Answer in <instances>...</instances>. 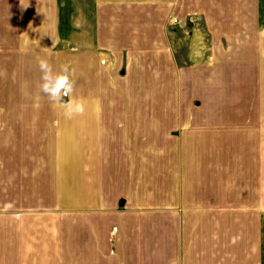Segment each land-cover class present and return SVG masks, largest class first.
<instances>
[{
	"label": "crops",
	"instance_id": "1",
	"mask_svg": "<svg viewBox=\"0 0 264 264\" xmlns=\"http://www.w3.org/2000/svg\"><path fill=\"white\" fill-rule=\"evenodd\" d=\"M0 264H264V0H0Z\"/></svg>",
	"mask_w": 264,
	"mask_h": 264
},
{
	"label": "clouds",
	"instance_id": "2",
	"mask_svg": "<svg viewBox=\"0 0 264 264\" xmlns=\"http://www.w3.org/2000/svg\"><path fill=\"white\" fill-rule=\"evenodd\" d=\"M39 69L42 73L41 91L49 97L53 102L59 101L67 106L66 116L71 117L73 114H81L84 107L79 102H73L69 97L74 90V82L70 77V70L67 66H62L60 71L54 72L51 64L41 59L39 61Z\"/></svg>",
	"mask_w": 264,
	"mask_h": 264
},
{
	"label": "rangeland",
	"instance_id": "3",
	"mask_svg": "<svg viewBox=\"0 0 264 264\" xmlns=\"http://www.w3.org/2000/svg\"><path fill=\"white\" fill-rule=\"evenodd\" d=\"M45 101H46V99L43 98V97H41V98L37 99V104H40V105H47V104L45 103ZM47 103H48V100H47ZM51 103H53V101H50L49 104H51ZM21 104H22V105H27V101H25V100L22 99V103H21Z\"/></svg>",
	"mask_w": 264,
	"mask_h": 264
}]
</instances>
